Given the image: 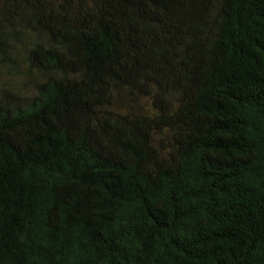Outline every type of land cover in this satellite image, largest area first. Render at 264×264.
<instances>
[{
	"label": "trees",
	"instance_id": "1",
	"mask_svg": "<svg viewBox=\"0 0 264 264\" xmlns=\"http://www.w3.org/2000/svg\"><path fill=\"white\" fill-rule=\"evenodd\" d=\"M0 264H264V0H0Z\"/></svg>",
	"mask_w": 264,
	"mask_h": 264
},
{
	"label": "rangeland",
	"instance_id": "2",
	"mask_svg": "<svg viewBox=\"0 0 264 264\" xmlns=\"http://www.w3.org/2000/svg\"><path fill=\"white\" fill-rule=\"evenodd\" d=\"M5 79H8V80L15 82V83L19 82V80L16 77L8 75V74H6L0 70V80H5Z\"/></svg>",
	"mask_w": 264,
	"mask_h": 264
}]
</instances>
